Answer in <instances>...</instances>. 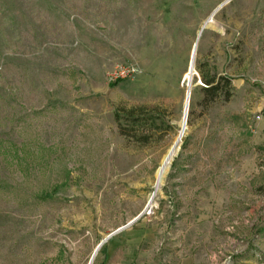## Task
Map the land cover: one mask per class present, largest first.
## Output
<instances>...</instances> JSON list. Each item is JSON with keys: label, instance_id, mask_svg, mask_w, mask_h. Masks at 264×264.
<instances>
[{"label": "rangeland", "instance_id": "374dc122", "mask_svg": "<svg viewBox=\"0 0 264 264\" xmlns=\"http://www.w3.org/2000/svg\"><path fill=\"white\" fill-rule=\"evenodd\" d=\"M108 237L92 264H264V0H0V264Z\"/></svg>", "mask_w": 264, "mask_h": 264}, {"label": "trees", "instance_id": "16d2710c", "mask_svg": "<svg viewBox=\"0 0 264 264\" xmlns=\"http://www.w3.org/2000/svg\"><path fill=\"white\" fill-rule=\"evenodd\" d=\"M199 72L201 74V78L206 87L203 88V92L211 98L210 103H214L218 98L224 97L226 100H230L232 97V79L227 76L217 75L209 76L206 75L200 68ZM142 111V108L139 110H132L125 117L117 116V121L119 125V130L121 135L127 136L125 129L126 126L123 123V120H127L131 123V127L133 131H137L138 128L145 127L149 124V119L145 116V113L138 112ZM128 122V123H129Z\"/></svg>", "mask_w": 264, "mask_h": 264}, {"label": "water", "instance_id": "95a60500", "mask_svg": "<svg viewBox=\"0 0 264 264\" xmlns=\"http://www.w3.org/2000/svg\"><path fill=\"white\" fill-rule=\"evenodd\" d=\"M204 29H205V27H203V29H202V31H201V33H200L199 38L201 37V34H202V32H203ZM197 47H198V43H196L195 46H194V50H193V54H192V58H191V63H190V64H191V66L194 68L193 77H194V76H197V77L200 79V83L202 84V80H201V78H200L199 73L197 72L196 64H195L196 55H197ZM191 66H190V67H191ZM154 196H155V194H153V196H152V198H151V201L153 200ZM109 238H110V237H108L107 239H105V240H104V241L98 246V248L96 249V251H95V253H94V255H93V258H92V260L90 261L89 264H92V263H93V260H94V258H95V256H96L98 250H99V249L105 244V242H107V240H108Z\"/></svg>", "mask_w": 264, "mask_h": 264}, {"label": "bare ground", "instance_id": "6f19581e", "mask_svg": "<svg viewBox=\"0 0 264 264\" xmlns=\"http://www.w3.org/2000/svg\"><path fill=\"white\" fill-rule=\"evenodd\" d=\"M190 63H191V62H190ZM190 66H191V64H190ZM193 71H194V68L191 66V67H190L191 77H192V75H193ZM187 115H188V111H187ZM177 145H178V144H177ZM177 145L172 149V151L170 152V154H169L168 157L166 158V160H165V164H164L163 169H162V174H163L165 168L171 163V161H172V159H173V157H174V155H175V151H176ZM162 174H161V176H162ZM157 190H159V188H157ZM157 190H156V191H157Z\"/></svg>", "mask_w": 264, "mask_h": 264}, {"label": "built area", "instance_id": "2783aa9c", "mask_svg": "<svg viewBox=\"0 0 264 264\" xmlns=\"http://www.w3.org/2000/svg\"><path fill=\"white\" fill-rule=\"evenodd\" d=\"M136 72L137 71L135 69L121 68L118 72H116V75H118L121 78H126L135 75Z\"/></svg>", "mask_w": 264, "mask_h": 264}]
</instances>
